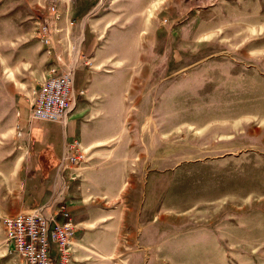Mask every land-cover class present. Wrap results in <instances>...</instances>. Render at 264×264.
Returning a JSON list of instances; mask_svg holds the SVG:
<instances>
[{
	"label": "rangeland",
	"instance_id": "rangeland-1",
	"mask_svg": "<svg viewBox=\"0 0 264 264\" xmlns=\"http://www.w3.org/2000/svg\"><path fill=\"white\" fill-rule=\"evenodd\" d=\"M147 14L114 108L136 217L121 264H264V0H150ZM54 34L75 60L87 36L100 47V0H0V132L34 120ZM0 264H24L1 221Z\"/></svg>",
	"mask_w": 264,
	"mask_h": 264
},
{
	"label": "crops",
	"instance_id": "crops-1",
	"mask_svg": "<svg viewBox=\"0 0 264 264\" xmlns=\"http://www.w3.org/2000/svg\"><path fill=\"white\" fill-rule=\"evenodd\" d=\"M149 1L100 0V47L87 36L85 58L67 54L54 34L48 49L54 66H76L74 109L65 122L15 116L11 130L0 132V217L63 198L77 224L70 264H121L135 234L131 219L136 217L122 205L128 202L121 186L129 158L114 108L122 105V93L136 75V43L146 27L151 33ZM56 24L62 27L60 21ZM74 141L85 149L86 161L62 172L65 145Z\"/></svg>",
	"mask_w": 264,
	"mask_h": 264
},
{
	"label": "built area",
	"instance_id": "built-area-1",
	"mask_svg": "<svg viewBox=\"0 0 264 264\" xmlns=\"http://www.w3.org/2000/svg\"><path fill=\"white\" fill-rule=\"evenodd\" d=\"M54 13L57 8L52 7ZM60 18V17H59ZM49 25H43L39 34L45 44L51 43ZM76 66H54L50 75L31 102L32 119L65 122L76 104ZM86 161V153L80 142H67L60 169ZM1 224L9 245L21 256L24 264H70L72 243L77 224L64 199H52L30 211L14 215H2Z\"/></svg>",
	"mask_w": 264,
	"mask_h": 264
},
{
	"label": "bare ground",
	"instance_id": "bare-ground-1",
	"mask_svg": "<svg viewBox=\"0 0 264 264\" xmlns=\"http://www.w3.org/2000/svg\"><path fill=\"white\" fill-rule=\"evenodd\" d=\"M80 45V44H79ZM76 52L79 53V48L76 49Z\"/></svg>",
	"mask_w": 264,
	"mask_h": 264
}]
</instances>
